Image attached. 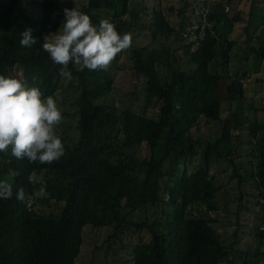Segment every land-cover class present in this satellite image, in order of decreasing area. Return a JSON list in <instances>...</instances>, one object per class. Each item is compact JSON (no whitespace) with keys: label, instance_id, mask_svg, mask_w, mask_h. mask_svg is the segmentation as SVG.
<instances>
[{"label":"trees","instance_id":"trees-1","mask_svg":"<svg viewBox=\"0 0 264 264\" xmlns=\"http://www.w3.org/2000/svg\"><path fill=\"white\" fill-rule=\"evenodd\" d=\"M132 1L87 0L80 10L94 25L109 19L119 33H130L126 15L140 27L138 14L130 9ZM235 1L242 0L212 3L199 15L197 28L191 23L190 28L183 24L177 29L163 9L153 11V39L175 35L183 40L192 34L196 39L184 45L188 68L168 45L126 50L134 74L144 82L146 102L139 112L100 102L114 88L111 68L81 71L70 63L66 70L73 78L64 83L59 75L62 66L42 48L44 36L56 32L63 22L55 17L59 0H40L38 15L29 12L24 0H0V75L38 87L44 97H54L60 90L66 99L71 93L77 106L76 138L60 136L65 155L59 161L30 163L26 158L17 160L10 149L0 152V179L13 186L12 198L0 199V264H77L87 226L112 227L110 249L128 231L147 230L150 239L132 248L133 264H235L236 255L243 264L256 260L259 248L243 251L236 242L228 247L215 219L192 215L198 204L209 211L218 209L216 198L222 187L212 173L217 162L234 168L231 176L240 185L250 180L264 197V120L245 114V81L252 74L231 71L230 54L237 41L229 39L238 22H246L248 35L264 25V0H252L248 18L232 7ZM28 28L37 43L22 47L21 33ZM250 49L263 59L264 36L259 47ZM220 55L221 69L212 70ZM155 105L158 113L152 116L149 109ZM202 120H219L216 135L206 142L193 133ZM246 154L250 163L239 167L238 157ZM197 157L201 162L190 171ZM10 170L19 175L11 177ZM30 174L43 177L47 195L20 202L18 189L28 195L41 187L29 183ZM51 203L55 209L49 212L40 207ZM262 224L252 232L260 241Z\"/></svg>","mask_w":264,"mask_h":264},{"label":"rangeland","instance_id":"rangeland-1","mask_svg":"<svg viewBox=\"0 0 264 264\" xmlns=\"http://www.w3.org/2000/svg\"><path fill=\"white\" fill-rule=\"evenodd\" d=\"M85 1L87 0H59L55 17L64 20V8L72 9L76 5L80 9ZM217 1L225 0H133L130 9L138 14V24L141 28L136 25V19L130 18V15L124 17V19L130 20L132 25L129 30L132 35L131 46L140 47L152 44L162 49L164 45H168L171 51H177L180 62L188 68V56L184 53V45L188 41L195 40L196 35L184 36L183 40L175 35L170 36L169 39L163 36L153 39L151 34L153 11L163 9L171 24L177 29H181L183 24L186 25V28H190L189 24L191 23L197 28L199 15L207 11L211 4ZM24 2L31 14H39L40 0H24ZM251 3L252 0L235 1L232 7L240 8L244 16L248 18ZM181 9H184L183 12H181ZM245 25L246 22H238L233 32L229 34V39L237 41V44L231 50L230 68L232 72L239 69L241 71L248 70L252 74L245 81L247 100L242 107L245 109L248 118L264 120V58H257L253 50L250 49L261 45V39L264 36V25L257 31L251 30L249 35L244 30ZM203 33L204 30L201 35ZM249 36L251 37L250 40L248 39ZM218 50H222L221 44L218 45ZM223 61L224 58L220 55L218 57L219 64H214L212 70L216 67L221 69ZM110 68L115 76L114 88L100 102L113 104L120 110L133 109L142 112L146 102L143 93L144 82L143 78L137 77L131 68L130 52L122 51L119 53L118 60H114ZM257 78L261 80L257 81ZM64 83L67 84L65 81ZM70 96L71 93L64 99V93L60 90L54 96L62 112V121L67 123V126L58 125L56 132L59 136H65L66 133L73 140L76 138L74 129L77 126L75 115L77 106L73 105ZM158 109V105L152 106L149 109V114L152 116L157 115ZM216 122H219V120L211 121V123L202 120L199 128H193L194 135L199 136L206 142L207 139L216 135L219 126V123ZM200 162V157L195 158L193 161L194 166H191L190 171L194 170ZM237 163L239 167L247 166L250 163V156L246 154L243 157H238ZM226 169L227 172H225ZM234 170L224 162H217L213 165L212 173L216 175V182L222 187L216 198L218 209L209 211L205 209L204 205L198 204L193 207L192 215L215 219V227L228 247L236 242V246L243 251L250 249L254 251L259 248L261 254L257 255L254 258L256 260L250 264H264V240L260 241L252 234L258 225L264 223V197L259 196V191L250 180L246 179L240 185L238 178L231 176ZM242 174L244 175L243 172ZM241 193L243 194L242 200L238 201L237 198ZM40 207L46 212L55 209L53 203L50 205L43 204ZM150 219L152 221L153 217ZM113 233L114 229L112 227L93 228L87 226L84 231V244L77 264H133L132 248L141 241L150 239L147 230L141 232L132 230L123 235L121 241L113 242V248L110 249L108 239ZM234 260L235 264L244 263L239 255H236Z\"/></svg>","mask_w":264,"mask_h":264},{"label":"clouds","instance_id":"clouds-1","mask_svg":"<svg viewBox=\"0 0 264 264\" xmlns=\"http://www.w3.org/2000/svg\"><path fill=\"white\" fill-rule=\"evenodd\" d=\"M64 20L60 28L44 36L42 48L50 60L62 68L59 75L65 82L72 80L67 71L70 63L83 71H107L117 55L132 45L131 33H119L115 24L103 19L94 25L91 17L75 5L63 9ZM20 45L32 47L37 39L32 29L21 33ZM63 119L61 109L52 95L44 97L38 87H29L21 79L0 75V152L11 151L17 160L27 159L30 163L52 164L65 155V145L57 135L56 128ZM8 175L16 177L17 171L10 170ZM31 184L41 187L26 195L20 188L16 199L31 202L34 198L47 195L43 177L35 174L28 176ZM13 186L8 179H0V199H10Z\"/></svg>","mask_w":264,"mask_h":264}]
</instances>
